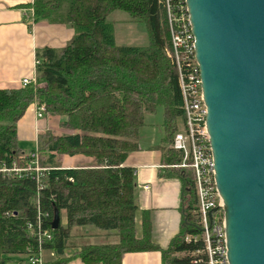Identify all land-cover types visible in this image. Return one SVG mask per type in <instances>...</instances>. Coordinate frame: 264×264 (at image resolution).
I'll list each match as a JSON object with an SVG mask.
<instances>
[{
    "label": "trees",
    "instance_id": "obj_1",
    "mask_svg": "<svg viewBox=\"0 0 264 264\" xmlns=\"http://www.w3.org/2000/svg\"><path fill=\"white\" fill-rule=\"evenodd\" d=\"M161 0H33L32 21L63 25L73 37L60 48L35 52V86L0 90V170L38 166L44 171H0V264L13 262L37 247L27 229L50 230L52 240L43 249L46 264H121L128 253L159 252L161 264H193L192 254L203 243L186 242L200 236L193 187V173L178 168L182 154L171 148L178 123L183 121L177 71L165 56L170 48L166 11ZM125 12L144 24L148 45L117 46L107 17ZM30 27V26H29ZM32 104L44 114L65 118L61 136L45 131L37 136L36 148L24 156L17 138V123ZM162 110V164L179 179L184 227L167 248L151 240L147 216L142 237L135 236L134 170L124 166L138 150L147 116ZM36 153V158L31 154ZM88 158L65 166L63 159ZM65 215L66 224L51 230L53 210ZM90 226L105 243L76 242L72 229ZM114 233L115 242L107 237ZM98 240V239H97ZM70 251L71 255H66ZM184 257H178V256Z\"/></svg>",
    "mask_w": 264,
    "mask_h": 264
},
{
    "label": "water",
    "instance_id": "obj_2",
    "mask_svg": "<svg viewBox=\"0 0 264 264\" xmlns=\"http://www.w3.org/2000/svg\"><path fill=\"white\" fill-rule=\"evenodd\" d=\"M227 264H264V0H184ZM60 223L53 210L51 230Z\"/></svg>",
    "mask_w": 264,
    "mask_h": 264
},
{
    "label": "crops",
    "instance_id": "obj_3",
    "mask_svg": "<svg viewBox=\"0 0 264 264\" xmlns=\"http://www.w3.org/2000/svg\"><path fill=\"white\" fill-rule=\"evenodd\" d=\"M32 1L0 0V90L20 89V80L33 72L36 50L44 47L60 48L74 35L73 30L67 26L44 21L34 23L32 9L27 7ZM116 16L118 20L130 21L128 15ZM109 23L112 24L111 21ZM64 120L62 116L51 117L45 114L38 119L35 104H32L17 123L18 143L22 149L23 146L28 148V152L23 155H29L36 148L40 133L51 131L54 135H63L65 132L60 123ZM161 125L157 113L146 117L145 126L140 131L138 150L128 155L124 166L134 170L138 208L135 214V236L137 239L142 237V222L144 216H147L152 242L165 249L180 234L185 221L181 183L178 178L171 176L168 167L163 166L161 151L156 148L162 145ZM63 162L65 166H75L78 162H89V159L66 157ZM107 237L114 242L116 240L112 232ZM104 242L105 239L103 242L96 240L94 244ZM66 255H71V252L67 251ZM67 264L83 263L75 259ZM121 264H161V255L159 252L128 253L122 256Z\"/></svg>",
    "mask_w": 264,
    "mask_h": 264
},
{
    "label": "built area",
    "instance_id": "obj_4",
    "mask_svg": "<svg viewBox=\"0 0 264 264\" xmlns=\"http://www.w3.org/2000/svg\"><path fill=\"white\" fill-rule=\"evenodd\" d=\"M165 8L170 36V48L164 50L165 56L174 65L182 98L183 129L174 135L171 148L182 154L178 168H189L193 173V187L196 197L195 214L200 236H188L186 242L203 243V250L192 254L193 264H227L226 235L223 216V203L218 194L213 171V159L206 130V108L201 92L199 70L194 58V38L188 19L184 0H161ZM39 61L34 59L33 72L23 77L20 88L35 85V67ZM36 117L41 119L44 107L35 104ZM36 158V153L31 154ZM1 172H32L36 174L44 169L36 166L27 169H2ZM28 231L37 239V247L29 248L23 264H46L47 258L43 245L52 240L50 230H42L38 218L36 230L27 224Z\"/></svg>",
    "mask_w": 264,
    "mask_h": 264
},
{
    "label": "rangeland",
    "instance_id": "obj_5",
    "mask_svg": "<svg viewBox=\"0 0 264 264\" xmlns=\"http://www.w3.org/2000/svg\"><path fill=\"white\" fill-rule=\"evenodd\" d=\"M111 14L113 15H110L107 18V20L108 22L111 21L113 24L114 40L117 46H129V47H140V46L142 47L143 46L144 47L148 45V35H147L146 29L143 23L132 21L130 17H127L130 19V21H127V22L118 20L116 18L117 14H122L123 16H127V14L122 11H113ZM157 117H159V120L162 122V110L161 109L157 111ZM182 129H183V122L182 123L179 122L177 131L182 132ZM22 152L27 153L28 148L26 146H23ZM60 223L62 226L66 224L64 214H62L60 217ZM96 233L97 232H95V229L90 226H86L82 228L75 227L72 229L73 236H76V242L84 241V243L94 244L97 239L103 242V239L98 238V235L96 236ZM178 257H184V256L182 255ZM12 259H13V262L19 261V260L25 261L27 259V256L15 255V256H12Z\"/></svg>",
    "mask_w": 264,
    "mask_h": 264
}]
</instances>
